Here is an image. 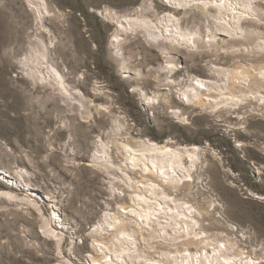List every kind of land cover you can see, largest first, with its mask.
<instances>
[{
    "label": "rangeland",
    "instance_id": "obj_1",
    "mask_svg": "<svg viewBox=\"0 0 264 264\" xmlns=\"http://www.w3.org/2000/svg\"><path fill=\"white\" fill-rule=\"evenodd\" d=\"M244 12L225 28L213 0H0V264H98L119 223L150 258L228 240L264 264V0ZM165 14L191 40L127 24ZM42 49L63 91L28 75ZM197 80L205 103L243 100L217 111L186 101ZM141 140L198 149L193 177L167 188L195 208L193 235L136 224L142 178L123 148Z\"/></svg>",
    "mask_w": 264,
    "mask_h": 264
},
{
    "label": "bare ground",
    "instance_id": "obj_2",
    "mask_svg": "<svg viewBox=\"0 0 264 264\" xmlns=\"http://www.w3.org/2000/svg\"><path fill=\"white\" fill-rule=\"evenodd\" d=\"M167 1L169 3L173 1L182 7L195 0ZM213 2L217 5V16L227 28L231 26L230 21H234L236 24L241 23V15L250 8L253 0H213ZM238 7L241 8V11L238 10ZM44 9L46 10L45 5ZM127 24L130 28L142 30L154 40L164 35L176 41H189L192 38L187 33L180 32L178 21L172 14L159 16L156 21L138 15L136 18L128 19ZM46 59L44 49L35 53L29 62L32 65L28 64V75L40 82L51 83L59 91H63L64 78L62 74L53 65L44 66ZM262 75L264 78V67ZM203 86L204 84L199 80L187 83L182 89V98L189 102L196 101L197 104L210 109V111L219 110L221 105L239 107L243 100V97L234 93H229L230 95L226 96V93L223 92L215 94L219 100L210 105L204 102L203 97L201 98V95L208 96L207 92L209 91L204 92ZM123 149L126 154L127 167L139 169L142 178L138 182L132 183L135 187V195L132 197L131 213L136 219V224L146 227L153 232L154 237L164 240L193 235L198 226L195 208L181 197L177 198L173 193H169L167 188H176L181 182L183 183L184 179L192 176L200 159L198 149L181 148L168 144L161 146L151 141L142 140L136 144H128ZM100 154L98 159L107 162L108 154L105 148L101 150ZM155 179H159V181ZM111 219L108 217L105 224L112 227V224H116V217ZM117 228H115L117 231L114 230L116 235L108 244L98 246L97 251L101 255L97 260L98 264H259L257 258L241 250H236L228 240V242L214 240L215 243L210 244V248L208 245V248L197 251L176 247L177 249L167 250L165 255H160V259L150 258L140 249L132 232L120 226V223Z\"/></svg>",
    "mask_w": 264,
    "mask_h": 264
}]
</instances>
